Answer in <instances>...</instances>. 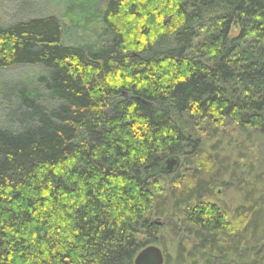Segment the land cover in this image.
Returning <instances> with one entry per match:
<instances>
[{
  "label": "trees",
  "instance_id": "trees-1",
  "mask_svg": "<svg viewBox=\"0 0 264 264\" xmlns=\"http://www.w3.org/2000/svg\"><path fill=\"white\" fill-rule=\"evenodd\" d=\"M64 16L0 19V70L42 68L0 92V264H135L149 245L164 264H264V164L218 140L264 139V0H88ZM243 163L258 177L229 231L211 192Z\"/></svg>",
  "mask_w": 264,
  "mask_h": 264
},
{
  "label": "rangeland",
  "instance_id": "rangeland-1",
  "mask_svg": "<svg viewBox=\"0 0 264 264\" xmlns=\"http://www.w3.org/2000/svg\"><path fill=\"white\" fill-rule=\"evenodd\" d=\"M58 1H62V5L58 4ZM48 2H51L50 5ZM85 2L88 0H0V19L4 25L13 24L19 20L28 19L32 17H38L43 15H56L60 17L63 21H67L64 13L68 8L73 7L74 5L82 6L85 5ZM63 6V7H62ZM71 13L68 14L70 16ZM86 34V33H85ZM85 39V38H83ZM82 39V40H83ZM85 41V40H84ZM82 43V42H81ZM42 72V68L39 67H17L13 69L0 70V92L5 88L6 83H18L26 80H33ZM33 82V81H32ZM33 84V83H32ZM2 94V93H0ZM4 103L2 97L0 99V124L4 127H10V122L6 118V112L4 110ZM244 135H240L236 132L230 133L228 130L225 131L224 134H221L218 140H224L225 144L231 142L230 149H224L225 144H220L217 149H215L214 144L218 141L214 140L207 144V147L210 149L209 151H217L221 156L227 151L228 156L236 157L240 153H248L253 157V162L257 163L256 168L259 169L260 166L264 164V139L254 136L250 139H247L245 142L243 141ZM259 138V139H258ZM257 140V141H256ZM242 144L239 149V145ZM230 151V152H229ZM242 151V152H241ZM228 157V158H229ZM257 158V159H256ZM230 159V158H229ZM219 161V160H218ZM228 166V164H226ZM233 164H230L227 168H230ZM237 170L238 176L237 180L232 184H228L227 177L225 178V182L221 185H218L214 191L211 192V196L219 206L223 207V212H227V220H228V228L229 231H234L236 229L244 228V219L243 217H239L236 214V209L240 203L244 202V192L248 189L254 181L253 178L258 177L257 171L255 172V176L248 175V171L244 169V163ZM183 177L189 176V174L183 173ZM249 176V180L251 185H243L242 182L246 180L245 178ZM230 177V176H229ZM220 178V176H219ZM230 179V178H228ZM177 179L174 175H169L167 179L164 180V192L165 198L157 197L155 201V210L156 212L160 209H165V215L170 216L173 211L175 205V198L172 197L175 183ZM185 185V183H184ZM183 185V186H184ZM173 190V191H172ZM180 190V188H179ZM171 194V197H170ZM210 195V194H209ZM161 216H155V220L159 223H163L164 219ZM159 219V220H158ZM227 224V225H228ZM167 241V250L170 254L174 255L175 253V240L171 236L166 238ZM188 245V243L185 241Z\"/></svg>",
  "mask_w": 264,
  "mask_h": 264
},
{
  "label": "water",
  "instance_id": "water-1",
  "mask_svg": "<svg viewBox=\"0 0 264 264\" xmlns=\"http://www.w3.org/2000/svg\"><path fill=\"white\" fill-rule=\"evenodd\" d=\"M180 165L179 157L169 158L164 167L163 172L167 174L174 173ZM135 264H164L165 254L163 249L158 245H149L142 249L135 258Z\"/></svg>",
  "mask_w": 264,
  "mask_h": 264
},
{
  "label": "bare ground",
  "instance_id": "bare-ground-1",
  "mask_svg": "<svg viewBox=\"0 0 264 264\" xmlns=\"http://www.w3.org/2000/svg\"><path fill=\"white\" fill-rule=\"evenodd\" d=\"M165 254V253H164Z\"/></svg>",
  "mask_w": 264,
  "mask_h": 264
}]
</instances>
